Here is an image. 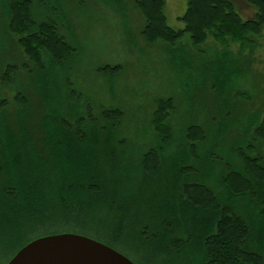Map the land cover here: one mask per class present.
<instances>
[{"label":"trees","instance_id":"16d2710c","mask_svg":"<svg viewBox=\"0 0 264 264\" xmlns=\"http://www.w3.org/2000/svg\"><path fill=\"white\" fill-rule=\"evenodd\" d=\"M94 1L122 19L125 11L128 15L126 0ZM136 1L146 17L145 38L168 42L164 53L173 59L178 56L174 52L183 48L203 52L197 49L209 33L224 46L213 51L220 68L211 66L206 73L197 66L202 77L196 85L210 84L213 93L206 100L195 95L184 101L177 95L184 107L179 114L174 111V95L159 98L150 125L138 132L146 147L127 162L125 148L132 141L125 132L130 129L122 108L83 92L77 65L68 66L82 54L73 10L60 0H0V77L15 84L16 98L22 103L11 111L8 101L0 100V218L15 233L5 243L0 241V249L17 243L18 251L43 235L86 234L101 226L105 209L96 201L94 208L87 204L93 199L105 204L107 194L113 193L112 178L123 170L152 181L165 177L163 191L151 190L156 213L136 224L139 240L130 246L120 242L121 231L112 237L95 234L97 239L120 244L136 256L161 255L155 263L142 260V264H264V108L253 103L261 100L264 90L250 68L251 56L242 53L257 46L252 34L264 25V0H248L256 8L251 19H244L230 0H187L179 17L185 23L182 28L168 24L166 0ZM40 8L48 14L41 15ZM124 27L127 30L128 23ZM186 33L197 49L189 43L176 46ZM230 40L241 44L240 51L231 49ZM17 45L32 63L22 81L13 61ZM54 65L57 96L49 79ZM96 70L97 75L108 74L114 80L122 68L108 62ZM105 91L112 101L120 90L116 92L111 83ZM28 96H35L39 106ZM94 108L102 119L93 117ZM172 148L179 150L177 155L169 154ZM72 150L81 156L83 178L77 183L69 169ZM24 169L34 172L30 186L37 195L34 206L28 201V212L19 215L18 206L26 200L19 181ZM73 202L77 204L70 206Z\"/></svg>","mask_w":264,"mask_h":264},{"label":"rangeland","instance_id":"374dc122","mask_svg":"<svg viewBox=\"0 0 264 264\" xmlns=\"http://www.w3.org/2000/svg\"><path fill=\"white\" fill-rule=\"evenodd\" d=\"M60 1L62 2V6H66L71 12L73 10L72 20H75L79 25L77 34L82 54L77 60L69 61L68 66L70 65L69 67L74 68L77 65L79 72H81L80 75L78 74V83L82 86L83 92L97 97L96 99L102 103L113 102L116 106L122 108L125 115V123L130 129L125 132L131 136L130 140L132 141L131 145L127 149L125 148L127 162L134 161L136 159L134 156L137 155L136 151L146 147V144L140 141L138 132L146 130L147 126L150 125L152 116L157 110L159 98L174 95V111L176 114H179L182 111L184 112V107L182 109L180 103L181 99L187 101L192 96L198 95L200 98L206 100V97L213 93L210 84L201 82V85H196L199 78L202 77V73L197 69L198 65L206 73L211 66L220 68V65L213 61L217 58L213 51L216 47L222 48L224 45L220 41H216L212 33H209L208 39L198 49L191 44L190 34L186 33L177 42L176 46L178 47L179 43H189L194 49L203 51L204 53H196L193 50H185L183 48V50L179 49L174 52L178 56L173 59L172 55L164 53L165 44H168V42L164 40L151 42L145 38L143 30L146 25V17L136 0H126L128 3L126 9L129 12L127 15V11H123V19L126 24L128 23L127 30L124 27L126 24L124 25L123 19L115 15L113 10L108 6L96 3L94 0H84L83 5H80L78 0H72L71 2L68 0ZM230 1L234 3L236 10L244 19L255 17L256 8L248 0ZM79 5L81 8H78ZM186 7L187 0H166L164 13L167 16L168 24L175 28L184 27L185 23L179 17L185 13ZM39 11H41V15L48 14L46 8H40ZM252 38L256 40L257 46L253 51L250 48H246L242 53L245 58L249 59L251 56V59L248 61L251 66L250 68L259 76V85L264 90V25L259 33L252 34ZM228 43L231 49L237 52L240 51V43L231 40ZM13 50V61L17 64L19 71L18 78L22 81L23 79H27V67L28 65H32L31 58L19 45L15 46ZM208 53L211 54L212 58L208 56ZM192 57H195V59ZM182 61L184 64L181 66ZM108 62L120 64L122 71L119 78L117 77L113 80L108 74H103L102 72V75H97L98 69L96 70V68ZM50 73V89L54 93V96H57L59 94V82L57 67L55 65L49 71ZM111 83H114L116 92L120 90L112 101L110 95L105 91ZM16 95L15 84L12 81L3 82L0 77V100H7L9 103L8 108L11 111L22 107V103L16 98ZM177 95L180 97V100ZM261 96V100L253 101V103L256 107L264 108V92ZM28 98L33 105L39 106L40 101L35 96H28ZM56 106L57 103H53V107ZM101 116L102 113H97L94 108L93 117L102 119L103 116ZM178 151L176 148H172L169 150V154L177 155ZM72 152L74 162L69 165V169L74 179L73 182L77 183L83 178L79 170L81 156L75 150H72ZM82 154L83 151H81ZM32 178H34V172H27L26 169L22 170V177H20L19 181L23 183L22 188L26 193V200L23 203L24 205L18 206L19 215L24 214L26 209H28V201L30 205L34 206L35 195L37 194L32 192L30 186L31 182H34ZM164 182L167 183L163 175L152 181V179L139 178L135 174L130 175L123 170L117 171L116 176L112 178L113 193L107 194L108 201L103 205H99L98 200L93 199V202L87 204L89 208H94L96 201L97 206L105 209V217L103 218L105 223L94 227L91 232L86 231L85 235L88 234V236L92 237V235L95 236V234L101 233L112 237L118 231H121L120 242L126 246H130L132 242L139 240L136 234V224L140 220H143V218L156 213L157 208L153 207L155 201L151 199V190L153 188L155 192L163 191L162 186H165ZM76 204L73 202L70 203V206ZM86 210L88 208L84 211ZM84 224H86V220H82V225ZM3 225L4 223L0 218V241H4L5 243V241L13 238L15 233L12 231L13 228L9 227L10 229H6L7 226ZM76 225L78 226V224ZM96 236L93 238H96ZM148 244L150 246L154 245L151 242ZM148 244H144V246ZM19 246L20 244L14 243L9 248L0 249V264H7ZM113 247L130 257L137 264H142V260H150L155 263L161 256L154 253H144L142 256H136L120 244L117 245V243H114ZM157 247L160 248V243H157ZM190 253L192 251L187 252V255ZM186 257L184 256L183 259H186ZM177 258L182 259V256L179 255Z\"/></svg>","mask_w":264,"mask_h":264},{"label":"water","instance_id":"95a60500","mask_svg":"<svg viewBox=\"0 0 264 264\" xmlns=\"http://www.w3.org/2000/svg\"><path fill=\"white\" fill-rule=\"evenodd\" d=\"M7 264H136L113 246L91 236L61 232L37 237Z\"/></svg>","mask_w":264,"mask_h":264},{"label":"crops","instance_id":"0c3cea01","mask_svg":"<svg viewBox=\"0 0 264 264\" xmlns=\"http://www.w3.org/2000/svg\"><path fill=\"white\" fill-rule=\"evenodd\" d=\"M184 10H185V9H184ZM184 10H183V11H184ZM185 11H186V10H185Z\"/></svg>","mask_w":264,"mask_h":264}]
</instances>
